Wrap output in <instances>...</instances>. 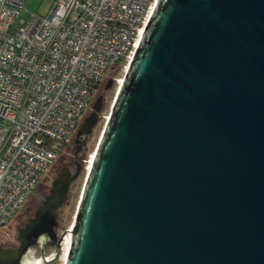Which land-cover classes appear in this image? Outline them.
<instances>
[{"label":"water","instance_id":"water-1","mask_svg":"<svg viewBox=\"0 0 264 264\" xmlns=\"http://www.w3.org/2000/svg\"><path fill=\"white\" fill-rule=\"evenodd\" d=\"M79 169L61 168L0 264H46L64 234L63 264H264V0L156 1L57 240Z\"/></svg>","mask_w":264,"mask_h":264},{"label":"built area","instance_id":"built-area-1","mask_svg":"<svg viewBox=\"0 0 264 264\" xmlns=\"http://www.w3.org/2000/svg\"><path fill=\"white\" fill-rule=\"evenodd\" d=\"M156 1L54 0L26 21L24 0H0V226L77 130L108 70L125 72Z\"/></svg>","mask_w":264,"mask_h":264},{"label":"rangeland","instance_id":"rangeland-1","mask_svg":"<svg viewBox=\"0 0 264 264\" xmlns=\"http://www.w3.org/2000/svg\"><path fill=\"white\" fill-rule=\"evenodd\" d=\"M53 6H54V0H24V5L20 10V16L24 18L26 21H28L31 18L32 13L41 16H46ZM120 63L121 62H119V64ZM123 73L124 70L120 64L118 66H114L104 78L103 83H106L107 80H109V78H113V83L104 96V103L99 114L98 122L92 134L90 135L89 139L83 146V150L79 154V159H77V162H79L80 169L76 179L70 185L68 199L60 207L58 211V226L56 228L57 240L61 237L63 231L67 230L71 226L74 213L77 207V202L87 172V168L90 163L89 162L90 158H92V154L95 150L98 139L100 138L102 129L109 115L110 108L119 85L117 81H115V79L123 77ZM73 148H74V142L71 137L67 142L61 145L53 162L50 164L45 174L40 178L39 182L43 178L48 176L51 167H54L55 169L54 173L51 175L52 178H55L56 173L59 172L60 168L63 166H68L70 168V171L73 172L76 164L72 161L69 162V156H68V153L72 152ZM39 182L29 194L24 206L21 209H19L17 213L14 214L5 225L0 226L1 245L9 246V245L17 244L16 241L17 227L23 225V222L25 221L29 211L35 208L44 199L43 197L39 198L40 196H38V193L40 194L41 192V190L38 189ZM50 186L51 185H49V187L46 188L45 196L48 194ZM28 206L31 207L30 210ZM53 250H54V245H46L44 249V256L48 255ZM39 255H40V247L38 245H35L30 248V250L27 252L25 256L38 257ZM63 261H64V252L62 249H60L59 254L54 259L48 261L46 264H63Z\"/></svg>","mask_w":264,"mask_h":264},{"label":"flooded vegetation","instance_id":"flooded-vegetation-1","mask_svg":"<svg viewBox=\"0 0 264 264\" xmlns=\"http://www.w3.org/2000/svg\"><path fill=\"white\" fill-rule=\"evenodd\" d=\"M105 77H106V75H105ZM104 77V78H105ZM103 81H104V79L100 82V84L98 85V87L96 88V90L93 92V94H92V100H91V104L87 107V109H86V111H85V114H84V117L86 116V115H88L89 114V112L91 111V106H92V104H93V102L96 100V98H98L99 96L101 97V103H102V106H103V103H104V96H105V94H106V92L108 91V89L111 87H106V84H107V82L106 83H103ZM101 109H102V107H101ZM99 114H100V112H98V114H97V116H98V118H99ZM97 122H98V120H97ZM97 122L94 124V126H93V128L91 129V131H90V133H88L87 135H86V137L84 138V139H82V140H80L77 144H76V131L72 134V139H73V142H74V148L72 149V152H70V153H68V156H69V162L70 161H72V162H74L75 164H77V159H79V154L82 152V150H83V146L85 145V143L87 142V140L89 139V137H90V135L92 134V132H93V130H94V128H95V126H96V124H97ZM70 137V138H71ZM58 153V152H57ZM56 153V154H57ZM63 167H67V168H69L68 166H63ZM63 167H61V168H63ZM61 168H60V170H61ZM59 170V171H60ZM69 170H70V168H69ZM54 171H55V169H54V167H51L50 168V171H49V174H48V176L47 177H45V178H43L40 182H39V185H38V189H40L41 190V192H40V194L38 193V196H40L39 198H44L45 197V194H46V188H48L49 187V185H51V181L53 180V178L51 177V175L54 173ZM58 174V172L56 173V175ZM56 175H55V177H56ZM37 196V197H38ZM29 207V210L31 209V207L30 206H28ZM33 210H34V208L32 209V210H30L29 211V213H28V215L26 216V219H25V221L27 220V218L28 217H30L31 215H32V213H33ZM24 221V222H25ZM23 222V223H24ZM19 227V226H18Z\"/></svg>","mask_w":264,"mask_h":264},{"label":"bare ground","instance_id":"bare-ground-1","mask_svg":"<svg viewBox=\"0 0 264 264\" xmlns=\"http://www.w3.org/2000/svg\"><path fill=\"white\" fill-rule=\"evenodd\" d=\"M93 155V154H92ZM91 160V158H90ZM90 162V161H89ZM88 169V168H87ZM67 240H68V234H64L63 238H62V241L60 243L61 245V249L63 250L64 252V258H65V255H66V252H67Z\"/></svg>","mask_w":264,"mask_h":264},{"label":"trees","instance_id":"trees-1","mask_svg":"<svg viewBox=\"0 0 264 264\" xmlns=\"http://www.w3.org/2000/svg\"><path fill=\"white\" fill-rule=\"evenodd\" d=\"M112 68H113V67H112ZM112 68H110V69L108 70V72H109ZM61 145H62V144L59 145V149H60Z\"/></svg>","mask_w":264,"mask_h":264}]
</instances>
